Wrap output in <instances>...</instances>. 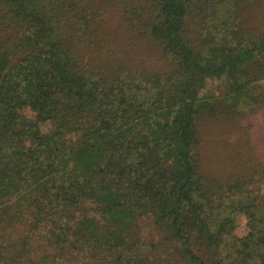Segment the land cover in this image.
<instances>
[{
    "label": "trees",
    "instance_id": "obj_1",
    "mask_svg": "<svg viewBox=\"0 0 264 264\" xmlns=\"http://www.w3.org/2000/svg\"><path fill=\"white\" fill-rule=\"evenodd\" d=\"M261 81L264 0H0V264H264V194L194 154L200 121L264 106Z\"/></svg>",
    "mask_w": 264,
    "mask_h": 264
},
{
    "label": "rangeland",
    "instance_id": "obj_2",
    "mask_svg": "<svg viewBox=\"0 0 264 264\" xmlns=\"http://www.w3.org/2000/svg\"><path fill=\"white\" fill-rule=\"evenodd\" d=\"M107 29L110 25L107 24ZM119 39L122 49L127 52L124 56L139 59L151 68L156 64V48L150 42H134L126 34ZM254 94H264V81L254 83ZM226 89L224 82H208L206 91L209 94H221ZM22 113L32 118V113L25 109ZM46 126L42 127L45 132ZM199 171L203 177L216 180L226 185H234L244 199L259 203L264 194V106L255 111L246 110L236 118L219 117V119H203L198 123L197 142L194 148ZM236 196L233 192H225L221 201V210L226 207L225 214L234 219L233 234L237 238L245 237L250 231L246 216L239 211H232L230 202ZM217 199V197H214ZM231 211V212H230ZM144 226V225H143ZM133 226L129 229L132 240L152 236L147 229ZM162 233H155L154 239L159 240Z\"/></svg>",
    "mask_w": 264,
    "mask_h": 264
}]
</instances>
